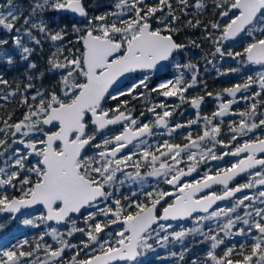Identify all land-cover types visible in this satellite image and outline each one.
Here are the masks:
<instances>
[{"label": "snow or ice", "instance_id": "1", "mask_svg": "<svg viewBox=\"0 0 264 264\" xmlns=\"http://www.w3.org/2000/svg\"><path fill=\"white\" fill-rule=\"evenodd\" d=\"M177 4L184 16L190 15L189 7L196 10L191 13L193 16L201 15L207 8L206 0H195L194 5L189 0H177ZM212 4L221 18L203 25V38L212 41L214 47L212 56L241 57V62L264 66V0H212ZM0 8L7 9L0 11V31L11 35L15 49L9 51L5 48L9 41L0 39V65L15 66L18 56L20 65L24 66V79L6 93L3 89L11 85L0 75V100L19 95L20 105L25 109L18 120L13 121L14 113L0 119L3 125L0 127V213H10L14 219L21 209L40 205L44 211L25 218L23 225L39 228L41 224L55 222L67 226L65 232L58 228L42 232L34 244L25 239L11 247L0 246V264H139V257L154 251L149 241L155 240L160 247L169 243L183 245L190 235L200 236V243L209 244L206 257L193 259L191 264H264V135L255 139L248 135L264 129V112L260 111L264 99H259L264 97V72L216 93L215 98L221 102L211 117H200L197 112V117L186 124L170 126L169 118L175 109L161 101L147 109L155 116L154 121L143 123L130 111L123 110L127 101L109 109L103 107V101L109 97L118 100L125 95L133 99L143 97V92H137L140 88L165 98L178 97L197 110L204 100L203 96L190 100L185 96L197 83L198 70L194 64L174 62L187 45L174 39V34L180 31L176 22L181 17L171 0H112L111 10L99 15L89 14L85 0H31L27 15L13 0H7ZM49 10L70 12L82 18L72 24L74 40L66 27L57 31L49 28L42 15ZM201 24L200 19L194 22L189 19L185 27L197 28ZM241 37L249 41L242 52L225 50L226 41ZM45 40L51 42L55 51L47 58L46 67L40 69L32 57L37 47L43 50ZM189 44L199 47L195 41L190 40ZM169 63L177 69L193 70L191 82L184 81L181 74L174 79H161L150 87L152 74L166 71ZM137 71L143 73L141 79L118 94L109 93L120 77ZM217 71L227 75L238 69ZM49 75L57 78L51 87L43 83ZM253 86L259 91L240 97L249 106L232 112L240 119L238 123H229V140H220L221 126L214 121L228 115L232 105L238 102L237 94L247 93ZM225 95L232 99L224 100ZM201 119L204 127L195 138L189 133L183 144L165 140L152 150L147 137L156 134L153 129L164 128L171 136L178 129L198 125ZM116 125L122 130L104 135L97 142L98 133ZM243 137L248 139L239 143ZM217 144L234 150L217 155ZM228 155L238 158L230 167L219 168L214 174L206 171L192 181L183 179L197 172L201 163L222 160ZM185 163L186 170L181 166ZM142 167H150L151 171L142 175ZM129 168L134 171H126ZM241 174H247L248 181L232 187L231 182ZM145 176L163 177V183L172 190L153 187L143 194L144 200L125 196L123 201L127 203L114 197L119 191L117 185L126 182L142 185ZM214 185L221 186V192L208 191L201 195ZM9 188L20 195L9 199ZM246 189L255 192L236 196ZM225 200L234 202L230 207L218 205ZM241 209L243 214L238 211ZM73 214L83 216L84 227L77 225ZM186 219H191L193 226L180 231H170L172 224L165 223ZM114 225L117 228L108 231ZM76 233L86 239L79 244L65 239ZM46 236L54 244L46 243ZM233 236L245 237L250 244L241 243L239 248L226 246L223 255L218 256L216 250L225 245L226 238ZM25 245L28 251L24 250ZM68 249L74 250L70 258L65 257ZM188 251L182 247L179 254L173 251L171 256L177 257L180 264ZM40 252L44 253V259L39 257Z\"/></svg>", "mask_w": 264, "mask_h": 264}, {"label": "trees", "instance_id": "2", "mask_svg": "<svg viewBox=\"0 0 264 264\" xmlns=\"http://www.w3.org/2000/svg\"><path fill=\"white\" fill-rule=\"evenodd\" d=\"M151 2V0H149ZM173 6L177 9L176 14L179 15L181 18L176 22V27L180 29L179 32L174 34V39L178 43H183L187 45V47L174 58V60H177L180 65L185 64H194L196 65L197 71V83L194 87L188 89V91L185 93L186 99L190 100L193 97L197 96H203L204 100L203 103L200 106L199 110L191 109L189 108L188 102H181L178 97H163L158 95L155 92H149L148 90H145L143 88H140L137 90V92H143L144 96L140 97L137 96V98L133 99L130 95L120 96L118 100H107L103 102V106L111 105V106H117V104L120 101H127V107L130 108H139L141 106L147 107L149 102L153 101H163L166 104L171 103L173 105V108L175 109L173 112L175 114L176 122L181 124H186L189 120L195 119L197 117V112H199V116H212V113L214 111H217L218 107L215 98L216 93H220L223 91V89L229 87V84L231 85L232 82H240L244 83L247 78H240V76H244L247 67L243 66L241 61L243 58L236 57L235 59L238 60V67H243V71H237L232 72L227 75H220L217 70L214 69L213 63H208V60H210V57L212 56V52L214 51V47L212 44V41L205 40L203 37L205 35L203 25L208 24L210 21L214 20H220L221 18L216 14V10L214 9V6L212 4V0H206L207 8L206 10L198 16H193L191 13L195 12L194 7H189L187 9L189 16H184L180 13L179 6L177 4V0H171ZM7 3V0H0V5H4ZM13 3L18 6H22V10L24 11V15L28 14L29 4L31 3V0H13ZM190 5H194L195 0H189ZM85 4L88 6L89 14L90 15H99L105 11L111 10L112 6V0H85ZM0 11H7L5 8H0ZM45 17L46 22L48 23L49 28L52 31H57L62 27H66L67 31L70 34V37L74 40L75 36L71 35L72 32V24L79 22L82 18H75L71 17L68 14L64 12H57V11H47L42 14ZM159 15V13L157 14ZM189 19H192L193 22L196 19H200L202 21V24L200 27L197 28H190L185 27L187 21ZM22 23V21H21ZM19 27V24L17 25ZM83 27V25H80ZM153 26L155 27V22H153ZM209 31H212L209 28ZM36 35H40L39 33H35ZM218 35V33H216ZM0 39H6L9 41L7 45H5V48L8 49L11 52H14L15 49L13 47V44L11 42V35L0 31ZM195 41L196 44L199 45V47H195L191 44H189V41ZM25 41L27 42V38L25 37ZM247 37H241L238 38L237 41H227V43L224 45L225 50H231L233 52H242L243 48L248 43ZM31 46V45H30ZM78 47L80 45H77ZM43 50L39 47H37L36 52L33 54L32 59L37 62L40 69H44L46 67V61L47 58L51 55L55 49L52 47V44L50 41H43L42 43ZM67 54V53H65ZM214 60L218 61L219 55L213 57ZM206 59V62L204 60ZM219 72H225V68L229 67L227 66L228 63H234L233 61L228 59V56H225L219 60ZM173 71V72H172ZM176 70L170 69V71H163V72H157L154 76H152L150 81V87H154L155 84L161 79V78H169L174 79L175 77L179 75H183L186 82H191V76L193 74V70H189L186 68L181 67L179 72H176ZM24 72V66L20 65V62L18 60L17 56V64L15 66H8V65H0V75H3L5 79H7L11 85L10 88H4L3 92L6 93L8 91H11L12 89H15L16 82L19 80H23L24 77L22 73ZM138 74H135L137 76ZM55 76H46L44 80V85L47 87H51L55 81ZM39 84V81H37ZM130 83V80L127 82ZM207 93H212V96L207 95ZM20 99L21 97L17 95L16 97H10L9 100H0V119H6L9 113H14L13 121L18 120L22 118V114L25 111L22 105H20ZM259 99H264V97H261ZM246 103V102H245ZM176 105H179V107H175ZM248 103L240 106L237 110L243 111L248 107ZM261 112H264V108L260 109ZM230 119L228 117H223L221 121H215V123L220 124L221 126V135L219 136L223 141L227 142L229 140V123ZM234 122V121H233ZM0 127H3L2 124H0ZM179 132H177L178 134ZM201 133V128L198 126V130L194 133H192L193 138H195L198 134ZM253 133H250L252 135ZM256 137V136H255ZM253 137V139H255ZM242 139L239 140V143ZM231 148V147H230ZM229 148V149H230ZM217 149L220 151L221 149L217 147ZM218 151V152H219ZM224 160H233V158L225 156ZM204 170L203 165H199L198 171ZM151 171V168L146 171ZM120 192L118 191V194ZM17 193L11 189H7V195L9 199L13 196H15ZM126 193L123 194V197H125ZM114 197H117L114 196ZM118 198V197H117ZM240 211V214H243V210ZM6 216V215H4ZM79 216H82L79 214ZM73 217V219L78 218ZM99 219L103 220V217H99ZM18 220H10V223H6L4 228L0 229V241H3L7 237H11L8 246L11 247L13 244H16L19 242L23 237L31 235V237L28 239V241L32 244L35 243L36 238L42 233L40 229H48L50 230L52 228V225H45L41 224L39 228L27 226V228L24 229L22 226H16V230L13 233H9L10 230L13 228V225L17 223ZM79 227H84L83 221H81V224H77ZM207 225V224H205ZM54 227L60 229V226L55 225ZM64 227V226H63ZM62 228V227H61ZM205 230H207L205 228ZM66 239L70 240L73 244H79V242L83 239H86V237L82 236L80 233L74 234L73 237L69 238L66 236ZM202 237L195 236L192 238L191 243L189 245H181L179 243L173 244L169 243L165 247H160L155 243V240L149 241L153 244L154 251H147L145 254L138 258L139 264H177V257H172L171 252L175 251L178 254L181 252L182 247H187L189 251L185 253L184 255V261H181L180 264H191L193 259H200L203 260L206 257V253L209 250V244L208 243H200V240ZM45 242L54 244V241L51 239L50 236L45 237ZM241 243H249L250 240H247L245 237L238 236V237H231L228 240H225V245H222L220 248L216 250V254L218 256H222L224 249L226 246H232L235 245L237 248H239V245ZM25 251H28L29 248L27 245H25ZM74 250L68 249L65 252V257L70 258V256L73 254ZM39 257L41 259H44V253L40 252Z\"/></svg>", "mask_w": 264, "mask_h": 264}, {"label": "rangeland", "instance_id": "3", "mask_svg": "<svg viewBox=\"0 0 264 264\" xmlns=\"http://www.w3.org/2000/svg\"><path fill=\"white\" fill-rule=\"evenodd\" d=\"M97 15V14H96ZM243 38V37H242ZM227 43V41L225 42V44ZM211 61H212V63L214 64V69L215 70H218L219 69V66H218V64L220 63L219 62V60L221 59V57L219 56V58H218V61L217 60H214V58L213 57H210L209 58ZM228 59L229 60H231V61H233L234 63H228L227 64V66H229V67H226L225 68V72H227L229 69H232V68H236V69H238L239 71H243L244 69H243V67H238L237 66V64L239 63L238 62V60L239 59H233L232 57H228ZM174 62H178L177 60H174ZM204 62H206V59L204 60ZM165 63H167V62H165ZM242 63V65L245 67V66H248L247 67V71H246V73H245V75L244 76H240V78H248L249 76H252V77H257V75L259 74V73H261V72H264V66H260V65H254V64H250V63H248V62H246V61H244V62H241ZM170 69H172V70H176L175 71V73L176 72H179V70H180V68L179 69H177L176 67H174V64H171V63H169V64H167V68H166V70L167 71H170ZM173 72V71H172ZM155 73H157V72H154L153 74H152V76H154L155 75ZM230 73H232V72H228V74H230ZM142 76H143V73H138V75L137 76H135V75H132L131 77H130V83L126 86V87H124L122 90H120V91H124L125 89H127L128 87H130L131 86V84L132 83H134V82H136V81H138L139 79H141L142 78ZM180 76V75H179ZM161 79H171V77H169V78H161ZM160 79V80H161ZM183 79H184V81H185V78H184V76H183ZM160 80L157 82V83H159L160 82ZM156 83V84H157ZM155 84V85H156ZM236 84H243V83H240V82H232L231 83V85L229 84V87H227V88H230V87H232L233 85H236ZM120 91H118L117 93H115V94H118ZM252 91H259V88L257 87V86H253V88L252 89H250L247 93H238L237 94V97H236V99H237V103H234L233 105H232V109H231V111H230V113L228 114V115H226V117H228L229 119H230V121L232 122V120L234 121V122H237L238 123V121H239V119H240V117L238 116V115H233L232 114V112H238V108L240 107V106H242V105H244V104H246L245 103V101H243V100H241L240 99V97L241 96H243V95H251L252 94ZM222 92V91H221ZM114 94V95H115ZM110 98V97H109ZM223 99L224 100H227V99H232L231 97H228V96H223ZM221 101L220 100H217L216 99V104H217V107H218V105H219V103H220ZM152 104H151V106H155V105H157V104H159L158 102H151ZM105 108V107H104ZM189 108H191V109H194L192 106H191V104L189 103ZM105 109H107V108H105ZM196 110V109H195ZM218 110V109H217ZM200 117H204V116H200ZM208 117H211V116H208ZM223 118V117H222ZM222 118H220V117H217L216 118V120L215 121H221L222 120ZM259 118V117H258ZM177 121V120H176ZM175 121V124H177V122ZM214 121V122H215ZM198 126L201 128V130L203 129V127H204V122H203V120L201 119V121H200V123L198 124V125H192L190 128H182V129H178V130H180V131H183V130H185L186 131V134L188 135L189 133H194V132H196L197 130H198ZM249 136H251L252 138L253 137H255V136H258V135H264V129H257V130H254V132H253V134L252 135H250V133L248 134ZM103 139V136L100 138V139H97V142H100V140H102ZM219 139L220 140H222L220 137H219ZM244 139H248V137H243L242 138V140H244ZM241 142H243V141H240V143ZM209 147H211V144H209L208 145ZM217 147L218 148H220L221 150L219 151L218 149H217ZM230 150H234V149H232V148H230V149H225V148H223L222 146H220L219 144H217L216 145V148H215V151H216V153H217V155H222L224 152H226V151H230ZM219 151V152H218ZM225 157V156H224ZM224 157H223V159H222V161H220V163H216V164H214L215 163V161H218V160H209L207 163H205V170H201V168H200V171H199V174H203L204 172H206V171H209V168H211L212 166L213 167H215V166H217L216 167V169H219V168H224V167H229V166H231V164L232 163H234L235 162V159L233 158V160H224ZM214 161V162H213ZM211 162V163H210ZM210 163V164H209ZM201 164H203V163H201ZM200 164V165H201ZM214 164V165H213ZM212 167V168H213ZM126 171H134L133 169H126ZM118 176H120V174L118 173L117 174ZM145 179H152V181H153V183L154 184H152V186H151V189L149 190V191H152L153 190V187H157L156 186V182H158L159 180H163L164 178L163 177H149V176H145ZM152 181H151V183H152ZM117 187H119V185H117ZM143 187L145 188V187H148V185L147 184H144L143 185ZM9 189H11V188H9ZM11 190H13V189H11ZM14 191V190H13ZM15 192H17V194L15 195V196H19L20 195V192L19 191H15ZM243 195H245V194H243ZM243 195H241V196H243ZM108 203H111V201H109ZM231 204L232 203H230V204H228V205H224L223 207H230L231 206ZM102 206V205H101ZM42 213V211L40 210V209H35V210H32V211H29V212H26V213H23V214H21L18 218H16L15 220H18L17 221V223H15L14 225H13V228L10 230V232L9 233H13L15 230H16V226H22V227H24V229L25 228H27V226L26 225H23V223H22V221L25 219V218H30V217H35V216H38V215H40ZM4 215H6V216H4ZM85 215H86V212H85ZM11 215L9 214V213H0V229H2V228H4V226H5V224L6 223H10V220H12L11 219V217H10ZM76 221H77V224L79 223V224H81V221H83V216H79L78 218H76L75 219ZM165 223H170V224H172V229H170V231H180L182 228H190V227H192L193 226V221L192 220H190V221H188L187 223H182V224H177V223H173V222H165ZM205 224H207V225H212V222H205ZM32 227V226H31ZM62 227V228H61ZM60 227V231L61 232H65L66 231V225H64V227L63 226H61ZM52 228H56V227H54V226H52ZM117 228V226H112V228H110V229H108V231H112L113 229H116ZM46 230H48V229H46V228H42V229H40V231H42V232H44V231H46ZM51 230V229H50ZM50 230H48V231H50ZM162 235H163V233H162ZM222 235V234H221ZM31 237V235H29V236H25V237H23L20 241H22V240H25V239H29ZM195 236H188L186 239H185V241H184V244L187 246V245H189V243H191V239L192 238H194ZM233 237H238V236H233ZM10 238L11 237H7L6 239H4L3 241H0V246H6V247H9L7 244H8V242H9V240H10ZM65 239H66V236H65ZM226 240H228V238H226ZM47 243V242H46ZM49 244V243H48ZM51 244V243H50Z\"/></svg>", "mask_w": 264, "mask_h": 264}, {"label": "flooded vegetation", "instance_id": "4", "mask_svg": "<svg viewBox=\"0 0 264 264\" xmlns=\"http://www.w3.org/2000/svg\"><path fill=\"white\" fill-rule=\"evenodd\" d=\"M132 75H134V74H131V76ZM107 100H111V98H106L105 101H107ZM105 101H103V102H105ZM151 102H158V101H153L152 100ZM151 102H149L147 107H145V106H141L139 108L127 107V108H124L123 110L130 111V113H131V115L133 117L137 118L139 121H141L143 123H151L155 119V116L152 113L147 111L148 108L153 107V106H151V104H152ZM160 102H158V103H160ZM167 105L169 106L170 109L173 108V105L171 103H167ZM103 107L109 109V108H115L116 106L106 105V106H103ZM157 111L160 112L161 109L157 108ZM141 112L144 113L143 116L140 115ZM175 121H176V118H175V114L173 112L172 116L169 118V125L170 126L175 125ZM232 122H233V120H232ZM121 130L122 129H121L120 125L110 126L108 129L103 130L102 133H98L97 136H98V139H100L104 135L117 134ZM153 131L156 134H154L151 137H147V140L149 141V144L151 145L152 150H155V146L157 144L162 145L165 140H169V142L174 143V144H183V143L186 142L185 137L187 136V134H186L185 130H183V131L177 130L176 132L172 133L171 136H169L167 134V130H165L164 128H155V129H153ZM177 132H179V133L177 134ZM241 141H243V140H241ZM241 143H243V142H241ZM133 144H135V141L133 142ZM129 148H133V145H130ZM89 151L91 152V150H89ZM234 159H235V162H236L238 158H234ZM220 161H222V160L215 161L214 164L220 163ZM201 165H203V169L205 170V163H203ZM181 166L184 167L185 170H186V168H187V164L186 163L181 165ZM212 167L209 168V171L214 174L215 171L217 170L216 169L217 166H215L213 168ZM129 169H132V168H129ZM149 169H150V167H142L140 169L141 174L142 175L146 174L147 173L146 171H148ZM202 175L203 174H199V171L197 170V172H195L193 175L185 177L183 179L186 180V181H192V180L200 178ZM248 179H249V176L247 174H243V175L237 177L233 182H231V186L235 187L238 184H243V183L247 182ZM151 181H152V179H150V180L149 179H145V183L144 184L148 185V187H145V188L143 187L144 184L141 185V184L126 182L124 185L119 186V192L120 193L118 194V192H115L114 196L117 195V197L120 198L122 200V202H124V203H127L126 201H123V198H124L123 194H125V193H126L125 196L130 197L133 200H144V195L143 194L145 192L149 191L151 189L152 184H154L153 181H152V183H151ZM156 186H157L158 189H164V190H168V191L172 190L171 186L163 183V180H159L158 182H156ZM221 190H222L221 186H215L212 189L206 190L204 193H201V195L206 194L208 191H216V192L219 193V192H221ZM254 192H255V190H251L250 191V190L246 189L243 193H241L239 195H236V196L237 197H241V195H243V194H252ZM132 193H136V195L132 196ZM169 202H171V200H169ZM233 202H234L233 200H227V201L222 202V203H220L218 205L223 207L224 205H228V204L233 203ZM161 203H162V205H164L163 201ZM164 206H166V205H164ZM157 207H158V210H160V211L162 210L161 206L158 205ZM35 209H40L42 212L44 211V209L42 207H38V208H35ZM35 209H33V210H35ZM190 220L191 219H189V220H187L185 222H180V221H170V222L177 223V224H182V223H187Z\"/></svg>", "mask_w": 264, "mask_h": 264}, {"label": "water", "instance_id": "5", "mask_svg": "<svg viewBox=\"0 0 264 264\" xmlns=\"http://www.w3.org/2000/svg\"><path fill=\"white\" fill-rule=\"evenodd\" d=\"M64 13L68 14V15L71 16V17L80 18V17H78V16H76V15L70 13V12H64ZM177 43H178V42H177ZM134 73H142V72L137 71V72H134ZM130 74H131V73H127V74H125L124 76L120 77V78L116 81V83L113 84L112 88L109 89V93H111V94H115V93H117L118 91L122 90L124 87H126L127 82H128V80H129V76H130ZM109 127H110V126H109ZM259 155H260V154H258V156H259ZM229 157H233V156H230V155H229ZM194 173H195V172H194ZM194 173H192V175H193ZM241 175H243V174H241ZM241 175H240V176H241ZM238 177H239V176H238ZM215 186H218V185H214L213 187H215ZM205 191H206V190H205ZM239 194H241V193H237L236 195H239ZM11 198H12V197H11ZM11 198H10V199H11ZM225 201H227V200H225ZM225 201H219L218 204H220V203H222V202H225ZM38 207H42V206H40V205H36V206L31 207V208H24V209H21V211L15 215V218H14V219H16V218H17L18 216H20L21 214H23V213H25V212H28V211H31V210H33V209H35V208H38ZM214 207H215V206H214ZM42 208H43V207H42ZM161 211H162V210H161ZM3 213H7V212H3ZM77 215H79V214H73V217H75V216H77ZM193 215H197V214L194 213ZM11 219H13V218H12V214H11ZM14 219H13V220H14ZM187 220H189V219H186V220H175V221L185 222V221H187ZM170 221H171V220H170ZM170 221H167V222H170ZM48 224H49V225H58V224H56L55 222H48ZM58 226H62V225H58Z\"/></svg>", "mask_w": 264, "mask_h": 264}]
</instances>
